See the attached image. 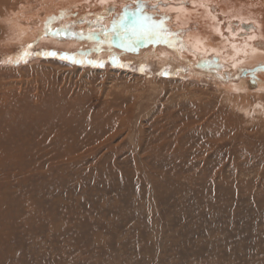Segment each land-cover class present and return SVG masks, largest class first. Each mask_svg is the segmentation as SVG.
I'll return each instance as SVG.
<instances>
[{
  "label": "rangeland",
  "instance_id": "1",
  "mask_svg": "<svg viewBox=\"0 0 264 264\" xmlns=\"http://www.w3.org/2000/svg\"><path fill=\"white\" fill-rule=\"evenodd\" d=\"M89 17L60 26L108 32ZM47 34L0 51V264H264V116L230 127L192 100L264 62L224 75L202 60L193 79L190 59L155 56L176 33L142 54Z\"/></svg>",
  "mask_w": 264,
  "mask_h": 264
},
{
  "label": "bare ground",
  "instance_id": "2",
  "mask_svg": "<svg viewBox=\"0 0 264 264\" xmlns=\"http://www.w3.org/2000/svg\"><path fill=\"white\" fill-rule=\"evenodd\" d=\"M133 1L29 0L28 3L18 4V11H13L15 7L11 6L3 9L6 1L0 7V37H4L0 42V47L4 48L0 51L9 49L13 44L27 42L42 28L48 34L41 43L65 50L113 47L142 54L152 46V43L149 44V35L159 32L166 39L171 37L167 41L173 40V34L176 33L179 37L174 41L178 42V50L173 49V53L169 47H156L158 52L155 56L173 64L181 63L180 59H176L181 55L190 59L193 68L189 78L201 76V69L194 68V63L198 67L202 60L208 66L215 65L219 73L224 75L231 74L238 65L251 66L252 69L264 62V0H171V3L167 0H142L140 6L132 5ZM84 11L88 12L90 19L96 16L100 18L108 32L101 35L100 31L89 30L86 24L69 25L66 28L64 25L60 26L66 24L71 17L77 19L78 15L82 16ZM133 13L138 17L137 23L145 22L148 27H136L133 33L130 30L125 36L117 35L115 31L119 30V23L123 20L128 24L125 17L131 19ZM241 28L246 29L247 33H243ZM145 43L147 45L143 46ZM256 67L258 71L254 78L249 71L238 83L218 84L221 89L216 91L217 99L212 100L204 95L200 96V92L195 93L192 100L193 105L201 109L199 114L204 116L206 104L216 103L214 109L220 113L218 116L230 127H236L237 121L239 125L261 123L263 120L260 115L264 116V66ZM157 80L152 78L149 82ZM215 121L214 118L209 123L214 125Z\"/></svg>",
  "mask_w": 264,
  "mask_h": 264
},
{
  "label": "snow or ice",
  "instance_id": "3",
  "mask_svg": "<svg viewBox=\"0 0 264 264\" xmlns=\"http://www.w3.org/2000/svg\"><path fill=\"white\" fill-rule=\"evenodd\" d=\"M125 19L128 20L127 27L130 28L131 30L135 31L137 20H138V17L136 16V13L132 14L131 19H129L128 17H125Z\"/></svg>",
  "mask_w": 264,
  "mask_h": 264
},
{
  "label": "water",
  "instance_id": "4",
  "mask_svg": "<svg viewBox=\"0 0 264 264\" xmlns=\"http://www.w3.org/2000/svg\"><path fill=\"white\" fill-rule=\"evenodd\" d=\"M134 2H135V3H138V2H142V0H135ZM102 15H104V14H102ZM99 25H100V23H99V24H95V25H94V24H91V25L89 26V29H92V28H94V26H99ZM243 33H245V34L247 33V32H246V29H245V32H243Z\"/></svg>",
  "mask_w": 264,
  "mask_h": 264
},
{
  "label": "crops",
  "instance_id": "5",
  "mask_svg": "<svg viewBox=\"0 0 264 264\" xmlns=\"http://www.w3.org/2000/svg\"><path fill=\"white\" fill-rule=\"evenodd\" d=\"M140 2H138V3H136V4H139ZM142 3H143V1H142ZM133 5H135V4H133ZM136 6V5H135ZM241 30H242V28H241Z\"/></svg>",
  "mask_w": 264,
  "mask_h": 264
},
{
  "label": "trees",
  "instance_id": "6",
  "mask_svg": "<svg viewBox=\"0 0 264 264\" xmlns=\"http://www.w3.org/2000/svg\"><path fill=\"white\" fill-rule=\"evenodd\" d=\"M27 50V48H25L23 51Z\"/></svg>",
  "mask_w": 264,
  "mask_h": 264
}]
</instances>
